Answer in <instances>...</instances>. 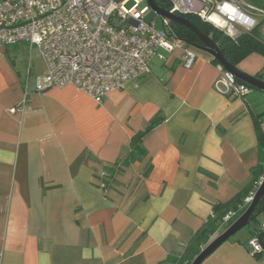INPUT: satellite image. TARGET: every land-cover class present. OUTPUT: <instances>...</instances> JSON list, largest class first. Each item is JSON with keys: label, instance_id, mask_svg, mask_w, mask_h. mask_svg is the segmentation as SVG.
I'll return each mask as SVG.
<instances>
[{"label": "crops", "instance_id": "1", "mask_svg": "<svg viewBox=\"0 0 264 264\" xmlns=\"http://www.w3.org/2000/svg\"><path fill=\"white\" fill-rule=\"evenodd\" d=\"M2 46L0 264H172L169 255L185 251L215 204L252 196L264 92H218L209 54L197 49L187 68L176 50L99 104L44 76L30 84L31 70L25 77ZM26 91L28 108L11 112ZM156 118L145 153L124 164L132 138ZM247 249L227 241L203 264H264Z\"/></svg>", "mask_w": 264, "mask_h": 264}, {"label": "built area", "instance_id": "2", "mask_svg": "<svg viewBox=\"0 0 264 264\" xmlns=\"http://www.w3.org/2000/svg\"><path fill=\"white\" fill-rule=\"evenodd\" d=\"M169 2L170 13L197 15L235 42L258 27L264 36V7L249 0ZM152 12L162 19L160 28ZM172 22L155 12L148 0H0V45L36 46L46 63V84L74 85L101 104L111 91L148 74L153 57L166 61L180 50L184 66H193L197 49L178 36ZM216 66L218 92L236 97L250 93L249 84L219 62ZM27 96L26 91L25 100L10 111L26 110ZM108 174L103 171L102 176ZM231 216L229 212L224 219ZM255 224L248 240L253 257L264 254V221Z\"/></svg>", "mask_w": 264, "mask_h": 264}, {"label": "trees", "instance_id": "3", "mask_svg": "<svg viewBox=\"0 0 264 264\" xmlns=\"http://www.w3.org/2000/svg\"><path fill=\"white\" fill-rule=\"evenodd\" d=\"M163 8H170L171 4L169 0H155ZM259 5L263 6L262 3ZM184 17L191 20L199 29L213 37L215 42H217L223 51L226 58L233 64L238 65V63L243 60L246 56L253 52L260 53L264 56V36L261 33L260 28H256L252 33H246L241 35L235 42L227 37L221 30L214 27L212 24L205 22L199 16L194 14H187ZM175 32L178 36L187 42L199 43L200 38L198 35L190 28L183 26L179 23L172 22ZM218 63L216 60H213ZM260 78V74L256 75ZM252 89H256L250 86ZM258 90V89H257ZM159 123V119H154L144 132L136 134L131 141L132 151L129 157L124 161V164H128L140 158L144 153L145 149L142 146V138L144 134L151 130L155 125ZM257 137L260 143V160L259 163L253 168V181L251 186L259 185L261 176L264 175V128L257 122ZM249 196V191L245 190L240 192L231 201L227 203H217L214 205L213 216H210L204 225L193 235L189 241L185 251L183 253H172L167 258L166 262L172 264H191L193 259L200 253L202 248L211 240L212 236L217 233L221 223L224 221V217L232 211L241 210L235 217V219L245 211L249 203L245 204V198ZM241 205H245L240 209ZM264 211V196L262 200L257 205L255 211L253 212V221L257 222V216ZM232 219L230 222L232 223ZM257 257V256H256Z\"/></svg>", "mask_w": 264, "mask_h": 264}, {"label": "water", "instance_id": "4", "mask_svg": "<svg viewBox=\"0 0 264 264\" xmlns=\"http://www.w3.org/2000/svg\"><path fill=\"white\" fill-rule=\"evenodd\" d=\"M149 4L155 12L158 14L170 18L173 22L179 23L193 30L200 38L201 43L188 42L190 45L196 49L205 52L212 56L214 60L219 62L224 66V68L231 73H233L238 79L246 82L250 86L256 89L264 91V80L252 75L238 65L231 63L223 51L221 50L219 44L215 42L213 37L203 33L197 25H195L191 20L184 16L177 15L175 13H170L166 8L160 6L155 0H148ZM264 196V177L258 185V188L254 192L252 199L245 209V211L236 218L229 227H227L223 232L218 234L215 238L210 240L200 251V253L193 259L191 264H202L205 259H207L211 254H213L225 241L236 234L239 230L246 226H250L253 231L256 230L255 221H253V212L255 211L257 205L262 200Z\"/></svg>", "mask_w": 264, "mask_h": 264}, {"label": "rangeland", "instance_id": "5", "mask_svg": "<svg viewBox=\"0 0 264 264\" xmlns=\"http://www.w3.org/2000/svg\"><path fill=\"white\" fill-rule=\"evenodd\" d=\"M150 17L156 18L157 27L160 28L162 26V19L160 17H158V15L156 13L152 12L150 14ZM2 47L6 49L7 53L9 55H11V57L13 59H15L18 67L22 70L25 77L28 76L29 71L31 70V80H30L31 83L30 84L33 85L35 83H37V84L42 83L43 76L45 75V65H44V61H43V59L39 53V50L36 46H30L28 43L23 42V43H19L16 45H8L5 47L4 46H2ZM151 63L153 64V66L159 67V66H161V64L163 62L158 57H153ZM238 66H240L242 69H249L252 73H254L253 75L260 74V78L262 80H264V56L262 54L257 53V52H253V53L249 54L248 56H246L243 60H241L238 63ZM261 91L262 90H259V89L256 90V92H261ZM262 92H264V91H262ZM257 188H258V185L255 186V188L253 190V194ZM253 194H252V196H253ZM250 201H245V204L250 203ZM244 206L245 205H241L240 209ZM241 210H239V211L235 210V211L231 212L232 213L231 219L226 221L225 229L230 226V224H231L230 221L232 219L235 220V217L237 216V214L239 212H241ZM256 221L258 224H260L264 221V211L257 216ZM253 234H254V232H253L252 228L248 225V226L242 228L241 230H239L236 234H234L232 237H230L227 241H230V240L231 241L232 240L242 241V243H246V246L248 248V240L252 237ZM227 241H225L224 243H226Z\"/></svg>", "mask_w": 264, "mask_h": 264}, {"label": "flooded vegetation", "instance_id": "6", "mask_svg": "<svg viewBox=\"0 0 264 264\" xmlns=\"http://www.w3.org/2000/svg\"><path fill=\"white\" fill-rule=\"evenodd\" d=\"M199 43H201V42H199ZM255 223H257V222H255Z\"/></svg>", "mask_w": 264, "mask_h": 264}]
</instances>
